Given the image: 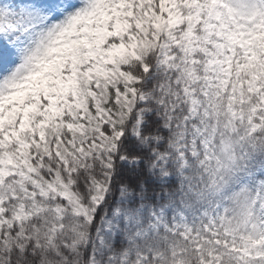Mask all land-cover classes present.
<instances>
[{"label": "snow or ice", "instance_id": "6c2138e0", "mask_svg": "<svg viewBox=\"0 0 264 264\" xmlns=\"http://www.w3.org/2000/svg\"><path fill=\"white\" fill-rule=\"evenodd\" d=\"M0 264H264V0H0Z\"/></svg>", "mask_w": 264, "mask_h": 264}]
</instances>
